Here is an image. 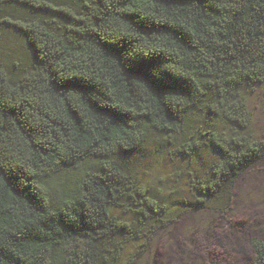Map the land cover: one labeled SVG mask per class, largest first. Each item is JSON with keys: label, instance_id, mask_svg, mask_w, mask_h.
<instances>
[{"label": "trees", "instance_id": "1", "mask_svg": "<svg viewBox=\"0 0 264 264\" xmlns=\"http://www.w3.org/2000/svg\"><path fill=\"white\" fill-rule=\"evenodd\" d=\"M5 28L33 63L14 77L0 64V264H136L178 213L225 214L264 159L247 106L264 79V0H0ZM195 119L177 152L219 158L172 213L120 156ZM87 162L69 193L53 192L56 173ZM247 244L244 264H264V240Z\"/></svg>", "mask_w": 264, "mask_h": 264}, {"label": "rangeland", "instance_id": "2", "mask_svg": "<svg viewBox=\"0 0 264 264\" xmlns=\"http://www.w3.org/2000/svg\"><path fill=\"white\" fill-rule=\"evenodd\" d=\"M23 13L21 8H14ZM33 63L29 47L20 33L5 28L0 36V64L11 76L19 75ZM248 110L252 115V133L264 141V79L248 95ZM199 119L186 125L183 134L171 138L148 130L144 143L135 152L120 156L121 164L146 188L153 199L171 212L177 206H189L192 197L188 183L193 175H203L217 161L215 149L202 148L191 156H182L176 145L184 140ZM56 173L48 185L55 194L69 193L86 168ZM118 209L120 218L131 216ZM168 225L161 226L147 250L136 264H244L251 252L247 241L251 237L264 240V159L251 166L236 182L229 209L225 214L211 209L180 212ZM134 249L130 243L125 254Z\"/></svg>", "mask_w": 264, "mask_h": 264}]
</instances>
